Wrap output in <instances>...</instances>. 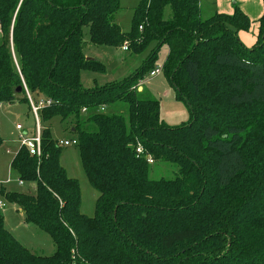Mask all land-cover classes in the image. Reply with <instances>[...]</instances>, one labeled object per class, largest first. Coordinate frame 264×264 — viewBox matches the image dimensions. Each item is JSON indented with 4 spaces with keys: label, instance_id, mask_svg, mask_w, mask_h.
Segmentation results:
<instances>
[{
    "label": "trees",
    "instance_id": "1",
    "mask_svg": "<svg viewBox=\"0 0 264 264\" xmlns=\"http://www.w3.org/2000/svg\"><path fill=\"white\" fill-rule=\"evenodd\" d=\"M199 2L140 0L124 31L120 0H0V106L50 101L37 113L39 153L19 146L10 162L32 192L0 188V196L55 246L50 255L30 251L0 209V264H264V0L251 47L237 36L250 26L238 6L201 20ZM85 29L90 44L126 45L131 55L154 45L134 74L89 89L81 72L103 73L105 64L84 52ZM162 45L163 73L189 111L178 126L161 120L159 101L138 95ZM116 102L126 116L100 111L81 121L83 109ZM54 117L74 120L81 167L98 192L92 216L60 163L47 126ZM147 156L177 173L151 179Z\"/></svg>",
    "mask_w": 264,
    "mask_h": 264
},
{
    "label": "rangeland",
    "instance_id": "2",
    "mask_svg": "<svg viewBox=\"0 0 264 264\" xmlns=\"http://www.w3.org/2000/svg\"><path fill=\"white\" fill-rule=\"evenodd\" d=\"M139 1L120 0V9L116 15V21L118 19L117 22L124 31L129 30L133 9L138 5ZM236 6L243 12L246 11L250 19L248 30L238 31L237 36L245 46L251 47L257 38L258 18L263 8L262 0H200L199 16L201 20H207L215 13L232 15ZM168 17L169 8L167 7L165 8L164 18ZM83 40L85 42L84 52L88 56L97 58L105 64V72L103 73L81 72V83L83 87L89 89H92L95 85L118 81L134 74V70L140 66L141 62L147 57L150 48L154 45V43H151L142 53L131 55L129 50L123 51L121 47L113 48L90 44L86 29ZM167 50V46L162 45L159 48L157 59L153 64V69H161L160 73L151 77L149 75L150 70L144 71L143 78L138 81V86L142 87V92L139 90L140 93L138 95L142 99H155L159 101L161 120L168 126H178L189 120V111L184 102L175 100L174 89L169 85L163 73L162 63ZM43 100L44 98L41 97L40 101ZM38 102L34 101L35 105ZM29 104L28 107L27 104L18 102L16 105L12 104L9 106V104H5L0 108L1 135L5 139L0 146V182L9 178V183H2L9 191L28 193L32 192V188L34 187V183L24 182L23 185H19L18 177L10 170V160L17 150V140L20 133V131L15 129V125L20 124L28 128L30 134L35 131L36 118L31 111V102ZM93 112H100V109L88 110L85 113L81 112V121L92 115ZM102 112L105 114H120L126 116L127 105L123 102H116L109 106H104ZM73 121L71 118L61 121L58 117H54L47 122V126L50 127L52 137L57 141L64 139L70 140L76 138L73 127H71L72 123H74ZM88 126L90 127V125ZM61 148V165L65 168L68 176L76 178L80 185V211L88 216H92L98 192L90 186L83 173L77 143H71L68 146L61 145ZM7 149H10L11 153H6L5 150ZM176 173L177 167L172 163L154 161L149 164V177L151 179H171ZM1 199L3 198L0 196ZM16 208V205L6 203L7 210L3 211V213L7 229L12 232L14 237L17 236L19 240L15 238L33 253L40 255L52 254L55 246L50 236L37 226L25 223L21 216H19V212H16Z\"/></svg>",
    "mask_w": 264,
    "mask_h": 264
},
{
    "label": "built area",
    "instance_id": "3",
    "mask_svg": "<svg viewBox=\"0 0 264 264\" xmlns=\"http://www.w3.org/2000/svg\"><path fill=\"white\" fill-rule=\"evenodd\" d=\"M122 50L123 51H127V46L123 45L122 46ZM161 69L159 68H155L152 69L149 72V75L151 77L157 75L158 73H160ZM29 101L31 102V111L34 114L35 118H36V126H35V131L32 134H28L27 132H25V129L23 128L22 125L20 124H16L15 128L17 131H20L19 134V138H18V142H19V146H23L27 149V151L29 152V154L31 155H37L39 153V145H40V123H39V119L37 116L38 110L43 107L44 105L49 104V100L45 99L43 101H39L36 105L34 102L31 101V98L29 97ZM103 110V107L100 108V111ZM86 110L83 109L82 112H85ZM75 144L76 143V139L72 138V139H64V140H59L58 144L61 146H68L70 144ZM7 153H10V150L7 149L6 151ZM137 153H142V148L140 146H138V148L136 149ZM147 161L149 164L152 163V159L150 156H147ZM9 181V180H8ZM20 184H22V182L19 181ZM4 204L2 202H0V209L4 208Z\"/></svg>",
    "mask_w": 264,
    "mask_h": 264
},
{
    "label": "crops",
    "instance_id": "4",
    "mask_svg": "<svg viewBox=\"0 0 264 264\" xmlns=\"http://www.w3.org/2000/svg\"><path fill=\"white\" fill-rule=\"evenodd\" d=\"M262 10H263V8H262ZM244 13L248 16V13L246 12V11H244ZM261 14H262V12H261ZM261 14H260V16H261ZM260 16H259V18H260ZM258 18V19H259ZM117 21H118V19H117ZM93 82H95L94 80H93ZM139 88L140 87H138V91H139ZM141 90H142V87H141ZM16 103H18V102H13V103H4V104H2L1 106H0V108L2 107V106H4L5 104H9V106L10 105H16ZM19 103H21V102H19ZM85 112H87V111H85ZM84 112V113H85ZM16 126V125H15ZM24 129H25V132H27L28 134H30V132H29V129L28 128H26V127H23ZM16 129V128H15ZM20 134V133H19ZM0 136H1V138H2V140H3V142H4V138H3V136L1 135V128H0ZM13 141V140H12ZM12 141H10V142H12ZM19 140H17V142H18ZM2 145V144H1ZM0 145V146H1ZM19 147V142H18V146H17V148ZM10 150V149H9ZM7 150H5V152H6ZM7 153V152H6ZM10 153H11V151H10ZM9 154V153H8ZM10 162H11V160H10ZM83 170V169H82ZM84 173V172H83ZM85 175V174H84ZM9 178L6 180H4L3 182H0V188H3L5 191H9L5 186H3L2 185V183H9ZM24 183V182H23ZM23 183L22 184H19V185H23ZM0 201H3L5 204L6 203H8V202H6L5 200H3V199H1ZM10 204V203H9ZM12 205H15V204H12ZM2 210V213H3V211H6L7 209H6V205L4 206V208H2L1 209ZM16 212L18 213L19 212V216H21V218H22V220H23V213H22V211L17 207L16 208ZM3 219H4V225H5V217H4V213H3ZM5 227H6V225H5ZM6 229H7V227H6ZM8 230V229H7ZM9 231V230H8ZM11 234H12V232L11 231H9ZM13 235V234H12ZM16 238H17V236H15ZM18 239V238H17ZM19 240V239H18ZM20 242V241H19ZM23 244V243H22ZM24 245V244H23ZM25 246V245H24Z\"/></svg>",
    "mask_w": 264,
    "mask_h": 264
},
{
    "label": "water",
    "instance_id": "5",
    "mask_svg": "<svg viewBox=\"0 0 264 264\" xmlns=\"http://www.w3.org/2000/svg\"><path fill=\"white\" fill-rule=\"evenodd\" d=\"M139 90H141V87L139 88ZM21 91V88L20 87H18L17 89H16V93H19Z\"/></svg>",
    "mask_w": 264,
    "mask_h": 264
}]
</instances>
